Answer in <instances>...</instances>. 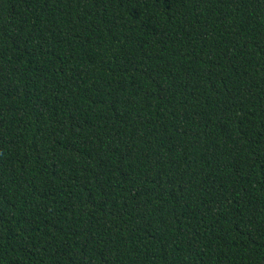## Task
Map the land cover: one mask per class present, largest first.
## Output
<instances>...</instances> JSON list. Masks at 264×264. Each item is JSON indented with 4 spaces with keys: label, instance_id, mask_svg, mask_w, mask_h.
I'll return each instance as SVG.
<instances>
[{
    "label": "trees",
    "instance_id": "trees-1",
    "mask_svg": "<svg viewBox=\"0 0 264 264\" xmlns=\"http://www.w3.org/2000/svg\"><path fill=\"white\" fill-rule=\"evenodd\" d=\"M0 264H264V0H0Z\"/></svg>",
    "mask_w": 264,
    "mask_h": 264
}]
</instances>
